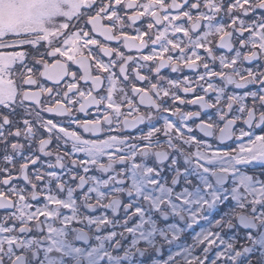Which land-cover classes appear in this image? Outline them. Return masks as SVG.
<instances>
[{
    "label": "snow or ice",
    "instance_id": "1",
    "mask_svg": "<svg viewBox=\"0 0 264 264\" xmlns=\"http://www.w3.org/2000/svg\"><path fill=\"white\" fill-rule=\"evenodd\" d=\"M0 264H264V0H0Z\"/></svg>",
    "mask_w": 264,
    "mask_h": 264
},
{
    "label": "flooded vegetation",
    "instance_id": "2",
    "mask_svg": "<svg viewBox=\"0 0 264 264\" xmlns=\"http://www.w3.org/2000/svg\"><path fill=\"white\" fill-rule=\"evenodd\" d=\"M138 26H140V25H138ZM203 54H204L203 50H201V55H203ZM162 74L165 76H171L173 78H177L178 76H182V75L194 76L193 72H191L190 70H186V69L183 70L182 73H171L170 69H164V70H162ZM193 110H195V109H193Z\"/></svg>",
    "mask_w": 264,
    "mask_h": 264
}]
</instances>
